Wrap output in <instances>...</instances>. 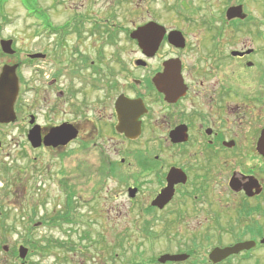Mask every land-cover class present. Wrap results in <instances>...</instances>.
I'll return each instance as SVG.
<instances>
[{
  "label": "flooded vegetation",
  "instance_id": "obj_1",
  "mask_svg": "<svg viewBox=\"0 0 264 264\" xmlns=\"http://www.w3.org/2000/svg\"><path fill=\"white\" fill-rule=\"evenodd\" d=\"M247 18L250 20L249 16ZM247 18L225 21L231 30L226 39L228 44L231 39H239L230 32L244 30ZM84 23L73 20L59 28L50 24L51 32L61 33L54 44L60 46L68 34L80 38L85 30L90 36L101 38L105 34L106 42H114L117 38L113 25L103 30L94 21L84 29ZM158 24L167 32H181L184 46L175 48L165 36L154 56L146 57L130 38L134 29L126 30L139 55L132 67L127 68L121 62L117 68L105 70L100 65L99 51L96 60H90L88 65L87 57L79 53L72 70L68 67L64 73L58 65L59 53L45 48L26 54L25 60H18V96L24 84L21 69L29 63L36 74L34 81L42 85L47 83L48 89L58 86L61 75L67 76L65 90H58L56 97L63 99L64 108L75 114L74 119L45 127L35 111L28 116L33 118L31 127L38 126L42 137L51 128L63 124L73 127L77 136L65 146L69 147L74 140L79 142L86 157L83 170L93 175L96 183L126 184L128 210L135 219L177 221L174 233L173 229L161 226V235L173 233L172 241H175L167 245L164 253L149 256L141 263L137 259L147 256L145 252H133L134 258L129 264H264V142L259 145L264 131V84L246 82L250 75H254L255 80H264V69L258 67L261 70H256L263 47L250 48L249 54H244L249 50L245 48L225 53L214 51L209 54L205 69L200 71L199 62H194V71L188 72L184 56L187 50L194 52V39L182 29ZM200 39L204 41L199 43H205L208 37ZM212 39L215 44L216 41L220 43L221 38L213 36ZM262 40L264 43V38ZM215 46L218 49L220 45ZM164 50L171 58L152 66ZM234 51L242 55H232ZM30 55L39 57L30 59ZM170 59L180 64L182 83L180 94L167 99L156 89L153 79L163 72L164 62ZM49 65L53 69L46 75L45 68ZM232 65L235 67L231 68ZM119 101L131 104L127 111L129 136L118 129L116 105ZM51 110L54 111L53 106ZM173 133L177 134V142L171 140ZM171 169L179 170L184 182L173 186L172 195L164 205H155L157 196L167 187L166 177ZM188 220L191 226L182 222ZM148 221L141 232L150 239ZM177 231L190 233L192 237L187 244L182 243ZM196 236H206L207 244L199 243ZM225 250L229 251L225 256L216 253ZM164 255L181 259L162 262L159 258Z\"/></svg>",
  "mask_w": 264,
  "mask_h": 264
},
{
  "label": "rangeland",
  "instance_id": "obj_2",
  "mask_svg": "<svg viewBox=\"0 0 264 264\" xmlns=\"http://www.w3.org/2000/svg\"><path fill=\"white\" fill-rule=\"evenodd\" d=\"M22 1L0 0V41L11 40L16 49L13 56L5 55L0 49V71L4 65L12 66L20 59L25 60L26 54L42 48L59 53L58 65L63 73L68 67L72 70L79 53L87 57L88 65L90 60H96L98 51L101 68L105 70L117 68L121 62L127 68L132 67L139 55L136 44L130 42L125 31L148 21L182 29L194 39V52L187 50L184 56L188 72L194 71V62H199L200 71L205 69L209 54L214 51L225 53L230 49L262 47L256 70L264 69V0H26L27 7ZM240 2L250 20L244 30L230 32L239 39H231L228 44L226 39L231 30L224 15L229 7ZM33 6L36 15L31 13ZM110 13L113 18L108 17ZM73 20H83L84 29L94 21L103 30L113 25L117 38L106 42L105 34L100 38L88 35L85 30L80 38L68 34L60 46L54 44L61 33H53L44 25L59 28ZM213 36L220 37V43L213 44ZM201 37H208L207 42L199 43L204 41ZM215 45L220 46L215 49ZM168 58L171 57L164 50L152 66ZM51 69L52 65L46 66V75ZM21 74L24 84L16 100V121L0 124V249L8 247L7 252L0 251V264L23 261L25 264H129L133 252H145L147 256L137 259L141 263L149 256L164 253L167 245L175 243L171 234L178 228L177 221L147 220L151 238L144 236L141 229L147 221L135 219L129 213L126 184L93 181V175L83 170L86 157L77 140L69 147L31 148L26 134L32 112L39 113L40 123L46 124L45 127L74 119L75 114L64 108L63 99L56 97L58 90H65L67 76L61 75L58 86L48 89L47 83L34 81L36 74L29 63L22 67ZM247 78L248 84H264V80H255L254 75ZM182 222L191 226L189 220ZM161 226L173 229V233L161 235ZM177 233L182 243L187 244L192 237L189 232ZM196 238L199 243L207 244L206 236ZM19 245L28 248L24 260L18 256Z\"/></svg>",
  "mask_w": 264,
  "mask_h": 264
},
{
  "label": "water",
  "instance_id": "obj_3",
  "mask_svg": "<svg viewBox=\"0 0 264 264\" xmlns=\"http://www.w3.org/2000/svg\"><path fill=\"white\" fill-rule=\"evenodd\" d=\"M226 19L231 20L234 18L244 19L245 15L242 14L241 6H233L227 9ZM166 36L169 44L175 48H181L184 46V38L182 34L178 31H170L166 34V30L163 26L155 23L148 22L142 26L137 27L130 33V38L137 42L139 49L142 54L146 57H152L157 52L160 43ZM1 52L6 55H13L14 50L12 48L11 40H1L0 41ZM248 50L246 53H249ZM237 54L232 52V55ZM30 58L39 57V55H30ZM139 64V62H137ZM17 65H4L0 71V124H10L16 121V113L14 110V104L18 95V78L16 75ZM154 86L156 89L163 93L167 99L178 95L180 83H182V78L180 75V64L176 59H170L163 64V72L157 74L153 79ZM119 104L117 102V109L119 113V126L120 132H124L127 136L131 134L130 121L128 120L127 111L130 109L131 104L126 102L124 104ZM119 107V108H118ZM121 110V111H120ZM30 125H33V118L30 117ZM77 132L71 126H66L65 124L51 128L48 133L42 137L40 128L38 126L32 127L28 134L27 139L31 144L32 148H39L42 144L45 147L57 148L59 146H65L68 142L76 138ZM171 140L177 142L178 137L176 133L171 135ZM264 142V131L259 140V145ZM180 171L176 169H171L166 177L167 187L163 189L157 196L155 205H164L167 200L172 195V187L178 182H184V176H180ZM166 198V199H165ZM6 249V248H5ZM229 251H219L216 252L220 256H225ZM19 257L24 259L27 253L26 248L20 247L18 250ZM179 256H169L164 255L160 257V261L164 262L166 260L176 261L180 260Z\"/></svg>",
  "mask_w": 264,
  "mask_h": 264
},
{
  "label": "trees",
  "instance_id": "obj_4",
  "mask_svg": "<svg viewBox=\"0 0 264 264\" xmlns=\"http://www.w3.org/2000/svg\"><path fill=\"white\" fill-rule=\"evenodd\" d=\"M22 3H23V6H26L25 4H26V0H23L22 1ZM35 4V3H34ZM27 7V6H26ZM30 10H32V14H35V13H37V10L35 9V7L33 6V8L32 9H30ZM67 205H69L70 206V203L69 202H67ZM69 208H71V207H69ZM68 214V213H67ZM67 216L68 215H66V216H64V218H65V220H67ZM52 222V221H51ZM30 246H32V245H30ZM42 248H44V247H42Z\"/></svg>",
  "mask_w": 264,
  "mask_h": 264
}]
</instances>
